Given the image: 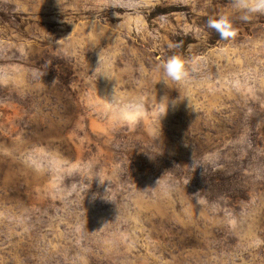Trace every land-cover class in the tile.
I'll return each instance as SVG.
<instances>
[{"label": "rangeland", "instance_id": "1", "mask_svg": "<svg viewBox=\"0 0 264 264\" xmlns=\"http://www.w3.org/2000/svg\"><path fill=\"white\" fill-rule=\"evenodd\" d=\"M240 15L0 0V264H264V15ZM173 54L196 70L166 84Z\"/></svg>", "mask_w": 264, "mask_h": 264}, {"label": "clouds", "instance_id": "2", "mask_svg": "<svg viewBox=\"0 0 264 264\" xmlns=\"http://www.w3.org/2000/svg\"><path fill=\"white\" fill-rule=\"evenodd\" d=\"M232 7L234 11L241 13L240 19L244 21H247L250 16L254 14L264 15V0H232ZM207 28L218 33L219 38L222 40L231 39L235 35L234 22L229 14H220L216 17L210 16L207 20ZM169 47H172V45H169ZM101 63L102 61L100 60L99 66ZM161 68V80H163L166 84H168L169 81L179 84L186 80L191 72L196 70L192 61L179 54L169 56L161 65ZM101 74L107 75L106 73ZM39 75V73H33L34 77H38ZM117 102L118 101L115 98L114 93L113 103ZM140 103L141 102L139 100H134L131 103L120 106L118 109L119 120L125 123L133 121ZM197 163L198 162L194 160V166ZM201 164H203V162H201ZM196 202L202 203L199 199V193L196 194Z\"/></svg>", "mask_w": 264, "mask_h": 264}]
</instances>
